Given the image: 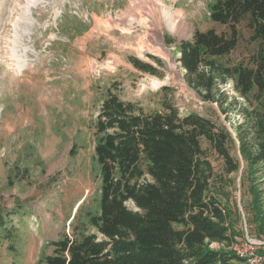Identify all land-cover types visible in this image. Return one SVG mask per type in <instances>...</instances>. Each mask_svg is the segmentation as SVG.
Segmentation results:
<instances>
[{"label":"rangeland","instance_id":"374dc122","mask_svg":"<svg viewBox=\"0 0 264 264\" xmlns=\"http://www.w3.org/2000/svg\"><path fill=\"white\" fill-rule=\"evenodd\" d=\"M215 1L0 0V213H9L8 227L16 225L13 234L19 235L16 250L0 237V264H38L53 253L52 242L71 235L86 211L96 209L100 179L93 123L108 88L147 110H159L169 100L181 116L210 117L236 139L243 109H257L259 103L238 95L232 82L221 86L223 108L204 100L178 62L179 43L192 39L196 30L225 29L210 19ZM149 11L153 19L144 20ZM167 11L184 13L188 26L170 28ZM157 26L164 36L159 47L152 36ZM239 31V44L223 63L247 65L255 53L258 43L245 23ZM133 59L157 74L140 71ZM153 81L160 85L153 87ZM203 148L213 166L209 192L232 212L243 235L234 245L248 237L258 243L256 253L264 250V234L257 237L256 224L248 223L251 197L241 182L245 162L239 142L231 153L242 169L232 174L206 141ZM210 247L225 248L218 243Z\"/></svg>","mask_w":264,"mask_h":264},{"label":"trees","instance_id":"16d2710c","mask_svg":"<svg viewBox=\"0 0 264 264\" xmlns=\"http://www.w3.org/2000/svg\"><path fill=\"white\" fill-rule=\"evenodd\" d=\"M210 19L225 29L196 30L177 47L187 83L223 108L221 86L232 82L238 95L252 96L259 107L243 109L235 139L210 117L181 116L169 100L159 110H147L108 88L93 123L97 207L86 211L71 235L52 242L53 253L38 264H241L232 246L243 235L232 212L209 192L213 166L203 141L224 161L227 174L242 169L231 153L239 142L245 162L241 182L251 197L248 223L256 224L257 237L264 234V0H216ZM242 23L258 47L247 65L223 63L239 44ZM132 62L142 72L157 74L151 65ZM8 216L0 213V237L16 250L19 235L13 234L16 225L8 227ZM213 243L225 248L213 249Z\"/></svg>","mask_w":264,"mask_h":264},{"label":"bare ground","instance_id":"6f19581e","mask_svg":"<svg viewBox=\"0 0 264 264\" xmlns=\"http://www.w3.org/2000/svg\"><path fill=\"white\" fill-rule=\"evenodd\" d=\"M152 4H154L158 8V10L161 9V6L159 5L158 2L154 1V2H152ZM147 15H148V17H143L142 16V18L144 20H146V19H153L154 13L151 12V11H149ZM183 15H184V13L177 12L176 13V16H174L172 14V12L168 13V11H167L166 16L168 17V22H169L170 28H172L174 30H177L180 27L181 28L187 27L188 25L184 22ZM152 36L155 37V39L157 41L156 43H157L158 47L160 45H162V43H163V37L164 36H163L162 30H161V28L159 26H157V29L153 32ZM143 43H144L143 45H145L146 41H143ZM159 85H160V82L159 81H153V87H157Z\"/></svg>","mask_w":264,"mask_h":264},{"label":"built area","instance_id":"2783aa9c","mask_svg":"<svg viewBox=\"0 0 264 264\" xmlns=\"http://www.w3.org/2000/svg\"><path fill=\"white\" fill-rule=\"evenodd\" d=\"M244 244L234 245L233 249L243 259L241 264H264V255L255 252V245L258 244L247 237Z\"/></svg>","mask_w":264,"mask_h":264}]
</instances>
